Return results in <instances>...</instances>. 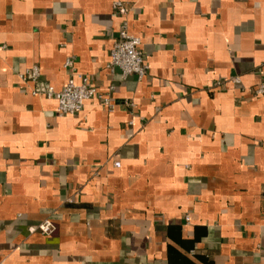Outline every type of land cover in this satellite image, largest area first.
Here are the masks:
<instances>
[{"label":"crops","instance_id":"1","mask_svg":"<svg viewBox=\"0 0 264 264\" xmlns=\"http://www.w3.org/2000/svg\"><path fill=\"white\" fill-rule=\"evenodd\" d=\"M113 1L0 0V264H264V0H121L141 80L106 67ZM68 58L111 109L19 78Z\"/></svg>","mask_w":264,"mask_h":264},{"label":"built area","instance_id":"2","mask_svg":"<svg viewBox=\"0 0 264 264\" xmlns=\"http://www.w3.org/2000/svg\"><path fill=\"white\" fill-rule=\"evenodd\" d=\"M113 13L120 18V25L117 37L113 42L109 54L107 69L113 71L115 68L121 72L124 80L128 76H135L138 80L145 77L149 70L140 49L141 39L131 35L128 31L127 14L128 9L123 1L114 0L112 2ZM63 67L69 71L67 83L60 91H55L53 87L40 82V71L36 66L31 67L19 78L27 83H32L30 94L36 97H44L47 100L56 101V114L59 117L72 116L79 113L85 103L92 100L100 101L104 107L111 109L112 105L106 94H102L98 89L89 85V78L79 74L73 68L72 59L65 60ZM234 84H239V78L232 79ZM114 87H109L107 92L111 94ZM252 95L264 99V79L252 89ZM119 167V163H114ZM53 227L50 221H44L36 227L30 228V232L39 231L42 234H49Z\"/></svg>","mask_w":264,"mask_h":264}]
</instances>
